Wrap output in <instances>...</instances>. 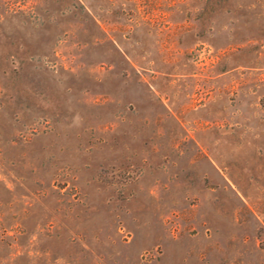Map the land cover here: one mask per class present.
<instances>
[{
  "label": "rangeland",
  "instance_id": "obj_1",
  "mask_svg": "<svg viewBox=\"0 0 264 264\" xmlns=\"http://www.w3.org/2000/svg\"><path fill=\"white\" fill-rule=\"evenodd\" d=\"M0 264H264V0H0Z\"/></svg>",
  "mask_w": 264,
  "mask_h": 264
}]
</instances>
